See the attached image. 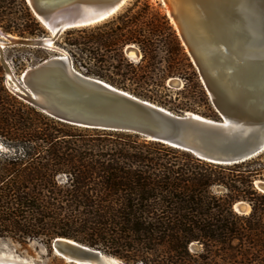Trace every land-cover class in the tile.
Segmentation results:
<instances>
[{"label": "trees", "instance_id": "trees-1", "mask_svg": "<svg viewBox=\"0 0 264 264\" xmlns=\"http://www.w3.org/2000/svg\"><path fill=\"white\" fill-rule=\"evenodd\" d=\"M135 5L55 43L85 75L147 91L182 77L191 104L210 106L166 14ZM0 26L22 38L46 35L25 0H0ZM128 45L142 54L136 64ZM0 145L2 239L50 249L69 238L126 264H264V194L253 185L261 164H213L135 133L61 122L11 92L1 64ZM238 201L250 203L249 214L233 210ZM194 243L200 253L190 252Z\"/></svg>", "mask_w": 264, "mask_h": 264}, {"label": "water", "instance_id": "water-1", "mask_svg": "<svg viewBox=\"0 0 264 264\" xmlns=\"http://www.w3.org/2000/svg\"><path fill=\"white\" fill-rule=\"evenodd\" d=\"M25 1L48 34L21 38L9 33L5 36L0 30L6 37L0 44L6 78L12 69L3 57L5 48L55 51L54 43L66 30L100 24L128 2ZM161 2L219 120L189 111L171 112L98 77L85 75L75 68L69 54L61 51L15 76L24 90L18 93L20 99L61 122L135 133L213 164L233 165L257 157L264 152V0ZM131 51H135L133 45L124 49L128 57ZM131 59L138 60L140 55ZM253 185L264 194V178L255 180ZM51 250L68 264H113L111 259L115 258L64 237L53 239ZM0 264L38 263L0 245Z\"/></svg>", "mask_w": 264, "mask_h": 264}, {"label": "rangeland", "instance_id": "rangeland-1", "mask_svg": "<svg viewBox=\"0 0 264 264\" xmlns=\"http://www.w3.org/2000/svg\"><path fill=\"white\" fill-rule=\"evenodd\" d=\"M136 1H137V3H136ZM134 4H136L134 6L135 10H138L140 8H143L145 5H148L149 10L160 11V12L166 14L165 8H164L161 0H128L127 4L112 18H115L119 14H122L129 7H133ZM112 18H110V19H112ZM105 21H107V20H105ZM169 23L172 26V28H174V26L172 25L170 20H169ZM0 30H2L1 26H0ZM45 31H46L45 36H47L48 32L46 29H45ZM3 32L7 33L5 31H3ZM9 34H11V33H9ZM12 35L19 37L18 35H15V34H12ZM54 45L57 48V49H55V51L54 50H45V49H41V48H29V47L16 46V47L5 48L3 50L2 54H3L4 59L9 63V65L12 69V73H14V75L16 77H18L22 71H24L28 67H31V66L37 64L38 62H40L39 57H42L43 55H48V57H51V56L58 55L60 51L62 53H68L69 54L68 48H65V47L63 48L62 46H58L57 43H54ZM134 48H135V51H137L140 54V59H141L142 54H141L140 50L136 46H134ZM38 49H41V50H38ZM102 53H104L103 50L101 51V54ZM126 57H127L128 61H130L134 64H136L137 62L140 61V59L132 60L130 57H128V56H126ZM0 64L2 65L1 61H0ZM91 65H93V62H91ZM102 65H101V67H102ZM2 67H3V65H2ZM75 68L77 70H80L76 66H75ZM3 69H4V67H3ZM4 74H5V69H4ZM114 78L118 79L120 81H122V79H123V78H120L119 76H114ZM171 78H174V80L168 82ZM171 78H169L165 81V87H166L165 89L160 88V89H156L155 91H152L151 88H150L151 89L150 91L144 90V88H142L140 86V84L138 85L134 81H129V80L125 81L124 85H122V84L119 85L120 87L117 85H114V86L121 88V89L133 94L136 97L142 98V99L150 101L152 103H155V104H157L161 107H164V108L170 110L171 112H174L177 114L184 112V111H189V112H193V113L199 114L201 116H204L206 118L219 120L220 116L215 111L212 104L210 106L206 105L204 103H201L200 106H196L194 104H191L192 102H190L185 97L186 93L181 91V89L183 88V86L185 84V81L182 77H171ZM171 83H175L178 87L172 86ZM6 85L10 89L11 92L16 94L20 98V96L18 94L19 92L13 88L14 85L12 84V86H9L7 84V79H6ZM122 86H124V87H122ZM191 108L192 109L194 108L196 110H192ZM249 161H254L257 164V166L259 164H261V166H263L261 174L255 178L256 180L257 179H263L264 178V152H262L257 157H255ZM253 167H254V165H253ZM213 190L216 193H222L224 191V188L216 186L213 188ZM238 202H244V206L246 207L247 205H249L250 209L247 213H243V214H239L237 212L236 213L239 215L249 214L251 211L250 203H248L247 201H238ZM0 245L7 247L11 250H14L21 257L30 259V260L34 261L35 263H38V264H68L63 259L55 256L53 254L51 248L48 249L47 247H45V245H43L42 243H39L38 241H31V242H28L27 244L21 245L19 243H14V242H11L9 240H5V239L0 238ZM189 248H190V252L192 254L200 253L202 251L201 245L197 244V243L191 244L189 246Z\"/></svg>", "mask_w": 264, "mask_h": 264}, {"label": "bare ground", "instance_id": "bare-ground-1", "mask_svg": "<svg viewBox=\"0 0 264 264\" xmlns=\"http://www.w3.org/2000/svg\"><path fill=\"white\" fill-rule=\"evenodd\" d=\"M171 22H173V21L171 20ZM2 34L5 36L8 35L7 33H2ZM2 34H0V44H2L1 42H3L6 39V37H4ZM139 55L140 54L137 51H131L129 53V56L131 58H137V57H139ZM27 69H29V67ZM6 75H7V78H6L7 84L9 86H12V84H13L14 85L13 88L16 91H18L19 93H24V90L21 88V83H17V81L15 80V75L12 72H8ZM172 80H174V79L171 78L168 82H170ZM31 95H32V97H34L33 93H31ZM234 208H235V211H237L238 213H247L250 209L249 205H247L246 207L244 206V202L236 203ZM111 261L113 264H120V262L115 258L111 259Z\"/></svg>", "mask_w": 264, "mask_h": 264}]
</instances>
